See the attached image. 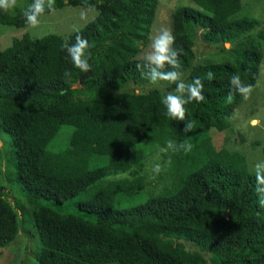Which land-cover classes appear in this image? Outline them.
<instances>
[{
	"label": "trees",
	"instance_id": "1",
	"mask_svg": "<svg viewBox=\"0 0 264 264\" xmlns=\"http://www.w3.org/2000/svg\"><path fill=\"white\" fill-rule=\"evenodd\" d=\"M191 1L194 7H177L172 15L182 74L194 60L191 24L204 31L203 40L210 45L239 39L259 24L238 16L242 0ZM157 3L55 0V11L83 7L97 15L67 37L32 39L25 33L0 50V129L11 140L8 161L34 208L30 220L40 246L37 264H264V208L257 203L254 173L244 156L216 151L209 137L212 130L229 127L230 114L243 99L233 90L229 100L230 77L238 73L245 85H256L263 59L259 43L243 40L235 44L234 61L190 72L189 83L201 78L205 98L184 106V121L167 115L157 89L102 95L108 86L150 82L153 66L138 54ZM26 9L14 15L0 10V25L27 28ZM49 13L45 8L44 14ZM127 19H133L131 29L115 39ZM77 35L89 41V62L103 44L116 41L85 73L63 48L75 43ZM169 70L167 65L158 69ZM83 76L87 94L84 89L81 97L71 85L83 82ZM188 121L194 127L185 133ZM169 140L177 147L185 141L193 145L190 152L168 150L170 186L146 193L142 178L116 177L155 149H165ZM1 190L3 249L15 240L18 220ZM175 240L192 243L210 255L209 261Z\"/></svg>",
	"mask_w": 264,
	"mask_h": 264
},
{
	"label": "rangeland",
	"instance_id": "2",
	"mask_svg": "<svg viewBox=\"0 0 264 264\" xmlns=\"http://www.w3.org/2000/svg\"><path fill=\"white\" fill-rule=\"evenodd\" d=\"M30 0H17V6L8 12L14 15L16 12L28 7ZM194 7L191 0H158L155 15L148 37L145 43L141 44L138 59L145 60V55L150 51V34H154L161 28H168L172 31V15L177 7ZM85 16L82 18L81 13ZM97 15L92 8L71 7L56 10L53 13L43 14L39 19L36 28H21L0 25V50L11 46L14 39H20L25 33L32 39L41 38L48 34H56L67 37L74 31L79 30ZM239 17L247 16L255 18L258 26L253 31L235 39L229 43L210 45L203 40L204 31L197 25L191 24L189 32L193 39L194 60L187 72L182 74L181 79L189 83V74L193 69L209 63H224L234 61L236 58L235 44L243 40H254L259 43L263 59L260 65L259 79L253 87L247 99L233 110L229 117V127L218 132L212 130L209 133L210 140L216 151L226 149L230 152H237L245 157L249 171L253 172L255 163L264 160V0H242V10ZM133 25V19H127L120 25L115 39L126 36ZM114 38L98 48L90 60V65H98L106 53V49L115 43ZM84 77V76H83ZM83 82H72V90L78 96L83 97L84 89L87 94L85 77ZM176 85L167 81H158L157 84L148 83H127L118 86H108L102 91V95H118L122 93L142 94L151 89H157L163 97L170 92H175ZM81 92V94H80ZM11 140L0 129V186L4 199L11 204L17 214L18 234L15 240L7 247L0 249V264H37L40 246L37 234L32 226L30 214L33 206L29 205L26 193L17 181L15 171L8 161L10 156ZM167 149V147L165 148ZM168 150L157 148L140 165L126 172L118 174L117 178H142L145 184L146 193H159L167 185L170 186L172 174H169ZM161 165V172L155 174L152 167L155 164ZM154 177V178H153ZM181 243L186 251L198 253L207 261L210 255L200 251L192 243L175 240Z\"/></svg>",
	"mask_w": 264,
	"mask_h": 264
},
{
	"label": "clouds",
	"instance_id": "3",
	"mask_svg": "<svg viewBox=\"0 0 264 264\" xmlns=\"http://www.w3.org/2000/svg\"><path fill=\"white\" fill-rule=\"evenodd\" d=\"M17 6V0H0V10L8 11ZM85 7H89L85 5ZM45 8L50 12H55V0H33L24 11L25 24L29 28H36L39 24V17L44 14ZM82 18L85 13H81ZM150 51L145 55V60L148 65H152L150 72H148V78L150 83L157 84L158 81H167L176 85L175 92L168 93L162 98V104L167 109V115L172 119H178L180 121L185 120V105L191 101H202L204 100L203 82L201 78L197 77L190 83H185L182 77L180 69L179 55L182 49H176L175 36L172 31L168 28H161L154 34H150ZM63 48L66 50L68 57L71 58L72 64L75 68L82 72H89L91 65L89 59L91 52L89 51L90 45L87 38L82 35H77L75 43L69 45L65 43ZM169 66V71H158V69H164L165 66ZM138 68H143V65H137ZM65 77H70V72H65ZM207 78L211 80L213 73L208 72ZM229 100H231L232 91L241 94L245 99L248 98L253 90L251 84L245 85L240 78L238 73L233 74L229 79ZM64 95V91L60 92ZM194 124L191 121L186 122L185 133L192 131ZM193 145L187 141L177 145L174 141H167V149L179 150L183 149L185 152H190ZM164 149V151H167ZM256 187L255 191L258 196L257 203L260 207L264 208V160L255 163L253 167ZM152 172L159 174L161 172V165L155 164L152 167ZM154 178V177H153Z\"/></svg>",
	"mask_w": 264,
	"mask_h": 264
}]
</instances>
